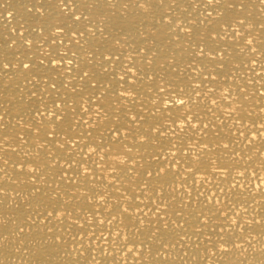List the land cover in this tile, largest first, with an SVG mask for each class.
I'll list each match as a JSON object with an SVG mask.
<instances>
[{
  "label": "snow or ice",
  "instance_id": "snow-or-ice-1",
  "mask_svg": "<svg viewBox=\"0 0 264 264\" xmlns=\"http://www.w3.org/2000/svg\"><path fill=\"white\" fill-rule=\"evenodd\" d=\"M248 5L27 0L0 52L19 89L15 116L0 104V183L20 190L0 187V244L62 264L264 257V20Z\"/></svg>",
  "mask_w": 264,
  "mask_h": 264
},
{
  "label": "bare ground",
  "instance_id": "bare-ground-1",
  "mask_svg": "<svg viewBox=\"0 0 264 264\" xmlns=\"http://www.w3.org/2000/svg\"><path fill=\"white\" fill-rule=\"evenodd\" d=\"M253 2L255 6L252 5ZM25 3H27V0H0V52H6L9 54V56H11L12 50L9 49L8 45L13 39L16 38L10 29L17 27L19 23L24 22L23 17ZM248 3L249 5L247 11L252 13V16L256 18L257 22L264 20V12H262L260 9L259 0H248ZM10 11L12 15H9ZM199 11H203V9L198 10V13ZM164 39L166 45L167 38ZM9 74L14 75L11 72H9ZM5 83H9L7 88H4L2 84H0V104H3L4 109H11L13 116H15L18 109L16 107H12L8 101L13 97L14 94H16L18 99L19 89L15 87V80L8 82L6 79ZM112 102L113 105H115V98L112 99ZM129 107L131 106L129 105ZM0 111H2V109H0ZM11 119L12 117L10 115H6L5 123ZM131 163L132 162L129 161L130 165ZM141 163L143 162L141 161ZM2 175L3 174L0 173V176ZM0 187L8 188L9 192L11 193L10 199L14 197L16 201L19 202V195H17V192L20 190L17 189L16 185L12 184L10 180H5L0 183ZM14 189L15 191H13ZM20 195H23V193L20 192ZM0 199H2V197H0ZM0 207H4L6 215H13L12 211H14V209H9L7 204ZM7 235V232H5V236ZM12 239H15V237H9L8 240H4L3 243L0 244V264H62L61 259L55 256L49 257L47 255L40 256L38 254L27 253L23 251L18 252L16 249L21 247V245L9 244V240ZM260 239V237H257L255 240H253V243L256 244L257 248L260 246L259 243H257V241ZM164 256L167 257V250H165ZM253 257H255V260L252 259ZM262 258L264 257H262L259 253H254L251 249L248 253H241L238 254V256L231 258L230 261H220L217 258L201 260L199 258L198 252L190 251L189 256L184 257L183 261L174 257L169 258L166 264H185V262H187V264H258L259 260ZM101 264H103V262H101ZM127 264H135V262L128 261ZM147 264H154V262L149 260ZM160 264H165L163 258H161Z\"/></svg>",
  "mask_w": 264,
  "mask_h": 264
}]
</instances>
